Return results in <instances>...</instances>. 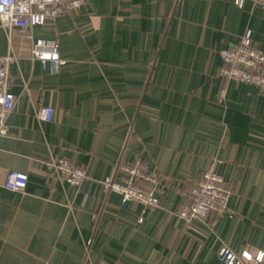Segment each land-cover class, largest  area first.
<instances>
[{
	"label": "crops",
	"instance_id": "1",
	"mask_svg": "<svg viewBox=\"0 0 264 264\" xmlns=\"http://www.w3.org/2000/svg\"><path fill=\"white\" fill-rule=\"evenodd\" d=\"M262 4L83 0L32 28L57 43L58 66L31 58L27 30L0 29V55L17 57L0 137V264H223V243L264 250V91L219 76V51L246 30L264 51ZM42 106L50 121L36 117ZM50 155L87 176L55 179ZM137 156L162 179L158 207L103 190ZM207 168L223 176L229 212L184 221L185 193ZM8 170L26 174L23 192L2 185Z\"/></svg>",
	"mask_w": 264,
	"mask_h": 264
},
{
	"label": "built area",
	"instance_id": "2",
	"mask_svg": "<svg viewBox=\"0 0 264 264\" xmlns=\"http://www.w3.org/2000/svg\"><path fill=\"white\" fill-rule=\"evenodd\" d=\"M245 0H233L242 7ZM83 0H0V29L13 28L27 30L26 37L31 40L30 56L41 62H52L56 66L63 64L58 46L54 40L34 38L32 28L46 19L53 20L61 14L77 12ZM264 10V4L261 5ZM222 65L219 76L226 82L249 84L264 91V51L257 46L251 32L246 30L238 43L231 48L219 51ZM17 57L13 52L0 55V137L8 133L7 117L15 107V95L10 91L11 65ZM53 108L42 106L36 113L39 120L50 121ZM46 172L55 179L76 187L87 176L84 165L66 157L50 155L44 162ZM114 174L102 180L105 192H113L120 197V203L133 201L144 207L159 206V194L162 193L161 177L150 172L149 162L141 157L132 161L119 160ZM27 183L24 173L8 170L2 185L11 191L23 192ZM230 194L223 176L212 168L204 170L189 186L185 196L187 202L178 211L177 216L187 222L204 220L207 216H220L229 212L226 205ZM217 257L223 264H262L264 250L253 251L242 247L238 250L223 243L217 250Z\"/></svg>",
	"mask_w": 264,
	"mask_h": 264
},
{
	"label": "trees",
	"instance_id": "3",
	"mask_svg": "<svg viewBox=\"0 0 264 264\" xmlns=\"http://www.w3.org/2000/svg\"><path fill=\"white\" fill-rule=\"evenodd\" d=\"M119 162V161H118ZM189 189V188H188ZM188 189H187V192H188ZM184 200H185V202H187V200H188V197L187 196H184ZM185 202H184V204H185Z\"/></svg>",
	"mask_w": 264,
	"mask_h": 264
}]
</instances>
